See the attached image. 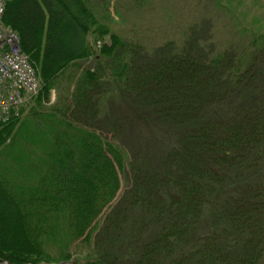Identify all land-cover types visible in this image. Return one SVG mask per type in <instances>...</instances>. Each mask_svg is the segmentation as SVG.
Listing matches in <instances>:
<instances>
[{"label":"trees","instance_id":"1","mask_svg":"<svg viewBox=\"0 0 264 264\" xmlns=\"http://www.w3.org/2000/svg\"><path fill=\"white\" fill-rule=\"evenodd\" d=\"M1 24L38 90L0 123V262L264 264L263 31L151 51L91 0H10Z\"/></svg>","mask_w":264,"mask_h":264},{"label":"rangeland","instance_id":"2","mask_svg":"<svg viewBox=\"0 0 264 264\" xmlns=\"http://www.w3.org/2000/svg\"><path fill=\"white\" fill-rule=\"evenodd\" d=\"M91 4L112 33L151 51L190 45L194 52L212 54L234 45L239 35L242 38L243 28L264 32V0H91ZM91 66L92 61L81 64ZM121 142L130 154L140 149L139 138L133 135L122 137ZM127 180L121 177L119 195L126 190ZM83 249L86 246L81 245L74 252L73 247L68 262L40 264H86Z\"/></svg>","mask_w":264,"mask_h":264},{"label":"built area","instance_id":"3","mask_svg":"<svg viewBox=\"0 0 264 264\" xmlns=\"http://www.w3.org/2000/svg\"><path fill=\"white\" fill-rule=\"evenodd\" d=\"M9 1L0 0V123L27 104L38 90L35 71L20 49L18 35L1 24Z\"/></svg>","mask_w":264,"mask_h":264}]
</instances>
